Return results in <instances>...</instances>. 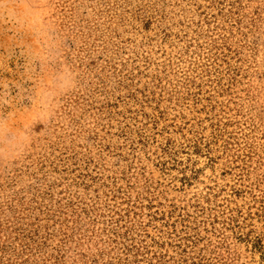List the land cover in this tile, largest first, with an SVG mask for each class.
<instances>
[{"label":"rangeland","instance_id":"rangeland-1","mask_svg":"<svg viewBox=\"0 0 264 264\" xmlns=\"http://www.w3.org/2000/svg\"><path fill=\"white\" fill-rule=\"evenodd\" d=\"M0 264H264V0H0Z\"/></svg>","mask_w":264,"mask_h":264}]
</instances>
